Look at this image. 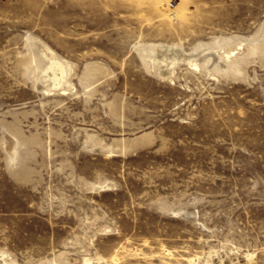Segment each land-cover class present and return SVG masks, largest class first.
Returning a JSON list of instances; mask_svg holds the SVG:
<instances>
[{"label": "rangeland", "instance_id": "374dc122", "mask_svg": "<svg viewBox=\"0 0 264 264\" xmlns=\"http://www.w3.org/2000/svg\"><path fill=\"white\" fill-rule=\"evenodd\" d=\"M0 264H264V0H0Z\"/></svg>", "mask_w": 264, "mask_h": 264}, {"label": "bare ground", "instance_id": "6f19581e", "mask_svg": "<svg viewBox=\"0 0 264 264\" xmlns=\"http://www.w3.org/2000/svg\"><path fill=\"white\" fill-rule=\"evenodd\" d=\"M50 51H51V49H49V53H50ZM51 53H53V51H51ZM43 54H44V52H43ZM55 56L52 54L50 55L49 69H51L53 72L52 77L54 79V82H57V84H58V82H60L61 79L64 77L65 67H64L63 63L60 60H58Z\"/></svg>", "mask_w": 264, "mask_h": 264}]
</instances>
